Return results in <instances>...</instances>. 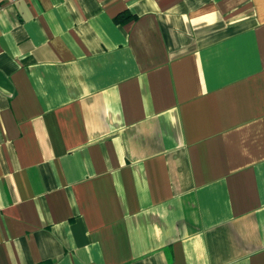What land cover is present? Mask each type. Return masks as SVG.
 <instances>
[{
	"label": "crops",
	"instance_id": "0c3cea01",
	"mask_svg": "<svg viewBox=\"0 0 264 264\" xmlns=\"http://www.w3.org/2000/svg\"><path fill=\"white\" fill-rule=\"evenodd\" d=\"M0 264H264V0H0Z\"/></svg>",
	"mask_w": 264,
	"mask_h": 264
},
{
	"label": "trees",
	"instance_id": "16d2710c",
	"mask_svg": "<svg viewBox=\"0 0 264 264\" xmlns=\"http://www.w3.org/2000/svg\"><path fill=\"white\" fill-rule=\"evenodd\" d=\"M129 18V14H118L116 17H115V20L117 21H123L125 19Z\"/></svg>",
	"mask_w": 264,
	"mask_h": 264
}]
</instances>
